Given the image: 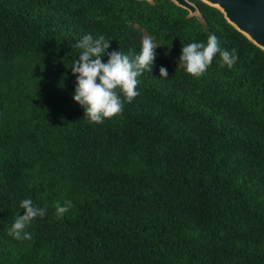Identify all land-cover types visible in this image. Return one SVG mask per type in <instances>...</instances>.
Returning a JSON list of instances; mask_svg holds the SVG:
<instances>
[{
	"label": "trees",
	"instance_id": "1",
	"mask_svg": "<svg viewBox=\"0 0 264 264\" xmlns=\"http://www.w3.org/2000/svg\"><path fill=\"white\" fill-rule=\"evenodd\" d=\"M188 1L199 16L170 0H0V264H264V51ZM89 34L107 52L160 45L139 95L100 124L73 100ZM209 34L238 60L196 78L181 49ZM29 198L46 215L18 241Z\"/></svg>",
	"mask_w": 264,
	"mask_h": 264
},
{
	"label": "clouds",
	"instance_id": "2",
	"mask_svg": "<svg viewBox=\"0 0 264 264\" xmlns=\"http://www.w3.org/2000/svg\"><path fill=\"white\" fill-rule=\"evenodd\" d=\"M110 39L104 35L93 38L84 35L75 44L80 49L78 58L72 62L71 70L76 76L73 100L84 110V118L90 123H103L120 115L124 110V101L131 103L139 95L137 91L144 71H152L156 59L158 45L151 35H144L138 54L119 51L107 52ZM179 64L186 73L199 78L207 71L214 58L219 55L220 66L233 68L238 60L235 49L229 51L221 47V42L215 34H209L207 42H192L182 46ZM107 54L108 60L102 62ZM161 79L168 77L165 67H160ZM73 207L71 200H66L63 206L56 205L55 214L62 218ZM23 215H17L14 223L8 229V235L18 241L31 240L32 235L26 231L37 217H44L46 209L38 207L30 198L20 202Z\"/></svg>",
	"mask_w": 264,
	"mask_h": 264
},
{
	"label": "water",
	"instance_id": "3",
	"mask_svg": "<svg viewBox=\"0 0 264 264\" xmlns=\"http://www.w3.org/2000/svg\"><path fill=\"white\" fill-rule=\"evenodd\" d=\"M150 1V0H146ZM188 11L190 16H199L195 5L188 0H170ZM216 8L225 20L250 42L264 51V0H200Z\"/></svg>",
	"mask_w": 264,
	"mask_h": 264
}]
</instances>
